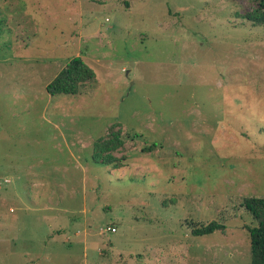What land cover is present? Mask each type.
Wrapping results in <instances>:
<instances>
[{
	"label": "rangeland",
	"instance_id": "374dc122",
	"mask_svg": "<svg viewBox=\"0 0 264 264\" xmlns=\"http://www.w3.org/2000/svg\"><path fill=\"white\" fill-rule=\"evenodd\" d=\"M253 8L0 0V264H251L243 200L264 197ZM75 57L94 78L50 96Z\"/></svg>",
	"mask_w": 264,
	"mask_h": 264
},
{
	"label": "trees",
	"instance_id": "16d2710c",
	"mask_svg": "<svg viewBox=\"0 0 264 264\" xmlns=\"http://www.w3.org/2000/svg\"><path fill=\"white\" fill-rule=\"evenodd\" d=\"M254 4L253 10L246 15L248 21L255 25L264 26V0H249ZM93 72L85 65L81 57H75L59 72L48 84L46 90L50 96H76L79 87L84 83L91 82ZM264 130V128H261ZM264 132V131H262ZM104 144L100 143L98 148ZM116 161V162H115ZM120 160H110L105 164L116 163ZM245 209L255 218L258 226L249 230L251 247V264H264V197H247L243 200ZM221 228L217 222H211L205 226L193 230L195 236H208Z\"/></svg>",
	"mask_w": 264,
	"mask_h": 264
},
{
	"label": "built area",
	"instance_id": "2783aa9c",
	"mask_svg": "<svg viewBox=\"0 0 264 264\" xmlns=\"http://www.w3.org/2000/svg\"><path fill=\"white\" fill-rule=\"evenodd\" d=\"M108 230H110L112 232H115L116 231V228L115 227H109Z\"/></svg>",
	"mask_w": 264,
	"mask_h": 264
}]
</instances>
